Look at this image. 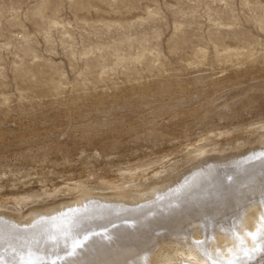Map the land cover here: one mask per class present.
Instances as JSON below:
<instances>
[{
	"label": "rangeland",
	"instance_id": "obj_1",
	"mask_svg": "<svg viewBox=\"0 0 264 264\" xmlns=\"http://www.w3.org/2000/svg\"><path fill=\"white\" fill-rule=\"evenodd\" d=\"M263 135L264 0H0L2 211L169 181Z\"/></svg>",
	"mask_w": 264,
	"mask_h": 264
},
{
	"label": "bare ground",
	"instance_id": "obj_2",
	"mask_svg": "<svg viewBox=\"0 0 264 264\" xmlns=\"http://www.w3.org/2000/svg\"><path fill=\"white\" fill-rule=\"evenodd\" d=\"M192 162L169 181L78 186L26 214L0 205V264L244 263L264 243V135Z\"/></svg>",
	"mask_w": 264,
	"mask_h": 264
}]
</instances>
